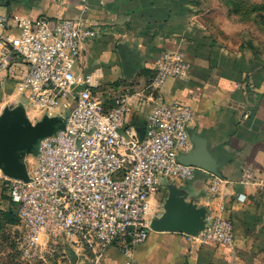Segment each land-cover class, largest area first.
<instances>
[{
	"label": "built area",
	"instance_id": "obj_1",
	"mask_svg": "<svg viewBox=\"0 0 264 264\" xmlns=\"http://www.w3.org/2000/svg\"><path fill=\"white\" fill-rule=\"evenodd\" d=\"M102 32L78 19H12L0 12V69L20 58L26 72L16 83L18 95L38 117L65 118L64 129L40 139L25 158L28 181L8 178L0 170V182L16 206L18 248L25 254L41 252L46 237L84 247L97 258L114 245L126 257L125 264H133L135 248L151 231V218L161 213L153 196L169 180H193L198 169L177 160L193 147L188 105L157 103L141 136L126 123L128 89L105 103L93 93L92 76L77 72L81 46ZM189 70L183 50H165L156 58L148 85L186 80ZM223 183L219 178L210 183L205 228L189 239L233 245L230 213L223 203L213 204ZM238 183L264 187V178L246 167ZM236 198L244 201L245 195Z\"/></svg>",
	"mask_w": 264,
	"mask_h": 264
},
{
	"label": "crops",
	"instance_id": "obj_2",
	"mask_svg": "<svg viewBox=\"0 0 264 264\" xmlns=\"http://www.w3.org/2000/svg\"><path fill=\"white\" fill-rule=\"evenodd\" d=\"M180 3L183 0H15L0 5V12L12 19H78L100 28L99 37L81 46L76 70L92 76L96 86L114 83L120 85L119 90L127 88L126 123L139 132H144L147 114L161 101L190 107L188 131L206 139L220 164L219 176L197 169L193 180H169L167 184L186 189L198 205L206 206L210 183L217 178L224 181L221 196L213 204L223 203L230 213L233 245L201 244L184 234L151 230L147 240L135 248L133 264H264V187L238 183L246 167L264 178V54L219 40L195 14H182ZM118 43L124 44L125 57L135 68L131 78L123 73ZM174 49L186 55L188 78L167 79L148 92L156 58ZM25 72L20 58L0 69V94L6 88L10 92L11 85H6L10 76L22 77ZM13 83L17 88V82ZM16 88L11 96L26 102ZM241 193L244 201L236 198ZM166 195L163 183L152 203L162 207ZM101 256V264L126 261L114 245Z\"/></svg>",
	"mask_w": 264,
	"mask_h": 264
},
{
	"label": "rangeland",
	"instance_id": "obj_3",
	"mask_svg": "<svg viewBox=\"0 0 264 264\" xmlns=\"http://www.w3.org/2000/svg\"><path fill=\"white\" fill-rule=\"evenodd\" d=\"M179 8L182 14H195L204 27L216 33L219 40L264 54V0H183ZM20 77L13 74L6 83L11 87L9 93L6 88V93L0 94V113L6 106L14 107L23 103L27 116L30 111L29 116H34L28 117L35 122L42 116L37 118L26 102L11 96L16 88L13 81L17 82ZM119 86L114 83L98 84L93 88V93L105 103H111L121 91ZM147 91L152 93L155 89L149 87ZM12 207L7 190L0 182V264H101L102 256L97 258V254L84 247L46 237L42 238L41 252L25 254L18 248L21 236L18 221L10 223L4 215Z\"/></svg>",
	"mask_w": 264,
	"mask_h": 264
},
{
	"label": "water",
	"instance_id": "obj_4",
	"mask_svg": "<svg viewBox=\"0 0 264 264\" xmlns=\"http://www.w3.org/2000/svg\"><path fill=\"white\" fill-rule=\"evenodd\" d=\"M15 0H0V5H9ZM118 53L123 59V73L131 78L134 66L125 57V46L117 45ZM65 127V118L43 115L32 122L27 116L23 103L14 107H4L0 113V170L8 178L28 181L24 162L28 155L35 152L38 141L51 136ZM142 136L143 132H139ZM192 149L178 155L177 160L185 165L203 169L212 175L219 176V162L212 156L205 138L190 135ZM167 195L161 207V213L151 218L150 229L155 232L179 233L197 236L206 225L207 209L198 205L188 191L173 183H166Z\"/></svg>",
	"mask_w": 264,
	"mask_h": 264
},
{
	"label": "trees",
	"instance_id": "obj_5",
	"mask_svg": "<svg viewBox=\"0 0 264 264\" xmlns=\"http://www.w3.org/2000/svg\"><path fill=\"white\" fill-rule=\"evenodd\" d=\"M9 197V196H8ZM10 199V198H9ZM11 202V201H10ZM11 205H13L12 209H9L8 211H6V213L4 214L5 217L8 218V222L12 223V222H16L18 221V217L16 214V206L11 202ZM16 218V219H15Z\"/></svg>",
	"mask_w": 264,
	"mask_h": 264
}]
</instances>
